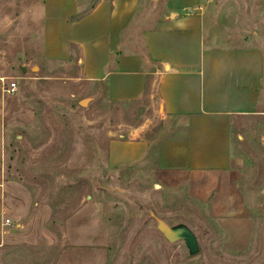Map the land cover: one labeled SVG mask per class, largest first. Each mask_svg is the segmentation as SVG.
Instances as JSON below:
<instances>
[{
	"label": "rangeland",
	"instance_id": "1",
	"mask_svg": "<svg viewBox=\"0 0 264 264\" xmlns=\"http://www.w3.org/2000/svg\"><path fill=\"white\" fill-rule=\"evenodd\" d=\"M88 10L99 0H77ZM43 0H0V264H264V75L260 110L233 128L239 209L227 216L163 176L156 146L147 158L110 166L108 143L165 128L156 98L113 101L83 78L75 56L42 52ZM213 46L258 47L264 0H202ZM163 0H140L151 28ZM22 67L26 71H22ZM85 101V105L81 102ZM185 224L190 254L158 229Z\"/></svg>",
	"mask_w": 264,
	"mask_h": 264
},
{
	"label": "crops",
	"instance_id": "2",
	"mask_svg": "<svg viewBox=\"0 0 264 264\" xmlns=\"http://www.w3.org/2000/svg\"><path fill=\"white\" fill-rule=\"evenodd\" d=\"M139 8L140 0H99L88 10L77 0H43V55L75 56L83 78L103 85L113 101L156 98L165 128L110 139L109 165L140 162L156 146L161 175L183 179L191 195L229 216L240 207L233 128L260 110L263 53L213 46L202 0H163L151 28Z\"/></svg>",
	"mask_w": 264,
	"mask_h": 264
},
{
	"label": "water",
	"instance_id": "3",
	"mask_svg": "<svg viewBox=\"0 0 264 264\" xmlns=\"http://www.w3.org/2000/svg\"><path fill=\"white\" fill-rule=\"evenodd\" d=\"M22 71L25 72L26 68L22 67ZM86 102H81V105H85ZM158 229L170 242L177 240H183L189 250V253L194 255L200 250L196 235L185 224H176L173 226L167 225L162 220H157Z\"/></svg>",
	"mask_w": 264,
	"mask_h": 264
},
{
	"label": "built area",
	"instance_id": "4",
	"mask_svg": "<svg viewBox=\"0 0 264 264\" xmlns=\"http://www.w3.org/2000/svg\"><path fill=\"white\" fill-rule=\"evenodd\" d=\"M0 80L3 83L2 90L7 93H14L17 89V83L15 81H10L5 85V78L1 77Z\"/></svg>",
	"mask_w": 264,
	"mask_h": 264
},
{
	"label": "trees",
	"instance_id": "5",
	"mask_svg": "<svg viewBox=\"0 0 264 264\" xmlns=\"http://www.w3.org/2000/svg\"><path fill=\"white\" fill-rule=\"evenodd\" d=\"M73 45H71V47H72Z\"/></svg>",
	"mask_w": 264,
	"mask_h": 264
}]
</instances>
